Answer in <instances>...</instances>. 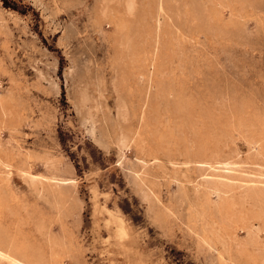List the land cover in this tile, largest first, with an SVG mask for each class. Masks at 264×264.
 Here are the masks:
<instances>
[{
    "label": "rangeland",
    "instance_id": "374dc122",
    "mask_svg": "<svg viewBox=\"0 0 264 264\" xmlns=\"http://www.w3.org/2000/svg\"><path fill=\"white\" fill-rule=\"evenodd\" d=\"M102 1L0 0V236L45 263L253 264L236 242L221 258L190 211L202 178L264 187V0H163L170 20L137 0L130 47Z\"/></svg>",
    "mask_w": 264,
    "mask_h": 264
},
{
    "label": "bare ground",
    "instance_id": "6f19581e",
    "mask_svg": "<svg viewBox=\"0 0 264 264\" xmlns=\"http://www.w3.org/2000/svg\"><path fill=\"white\" fill-rule=\"evenodd\" d=\"M114 1H115V3L110 5V3L114 2ZM119 1L120 0H103L102 3H101L100 8L98 10V12H99V14H98L99 17L98 18H101V17L109 18L111 20V22H112V25H113V29L111 31L112 32L111 33V38L113 40H115V41H118V45H120V46L123 45L125 47H130V41L128 40V38H126V37L124 38L123 36H124L125 32L128 29V20H127V18L133 14V12H134V10L136 8V1L137 0H123L124 11H121V9H120ZM155 2H157V1H154V3ZM158 2H159L158 3V10L163 11L164 14L166 15V19L170 20L171 16H170L168 10L166 8H164V4L165 3H163V0H159ZM156 7H157V5H156ZM174 15H175V13H174ZM98 26H99V24H98ZM114 73H115V68H114ZM101 77H102V75H101ZM103 84L104 83H102V85ZM114 89H116V88H113V90ZM82 93H83V90H82ZM83 94H84V96H86L85 93H83ZM87 95H89V94H87ZM117 95L118 94H116V96ZM119 99H121V98H119ZM119 99L118 100L116 99V100L119 101ZM120 102L121 101H119V104L121 106ZM84 103H86V102H84ZM117 103L118 102H116V104ZM81 104H83V103H81ZM119 104L117 105L118 108L120 107ZM123 104H125V103H123ZM85 105H80V106L84 107ZM121 107H124V105H122ZM115 109H117V108H115ZM123 109L125 111L126 108H123ZM119 110H120L121 115H123L124 111L122 109H117V111H119ZM121 110L123 112H121ZM126 114H129V113L126 112ZM116 115H118V114H116ZM117 117L119 118V116H117ZM120 117H122V116H120ZM125 118H126V116L123 119L125 120ZM92 122H93V120H92ZM119 134H118V137H119ZM125 136H127V135H125ZM125 136H123V137H125ZM123 137L121 136V139ZM125 138H123L122 140H124ZM180 139H181V137H180ZM122 140L120 142H123ZM178 140H179V138H178ZM140 142H142V140ZM125 143H127V142L125 141ZM120 144H119V146H120ZM183 144H184V142H183ZM193 147L191 148L192 161L194 163H197V164L200 163V162H203L204 161L203 160V158H204V153H203L204 143L203 142L196 143V144L193 145ZM200 155H202V156H200ZM174 175H175V173H174ZM181 176H182V173H181ZM69 181L72 182L73 180H69ZM57 182H59V181H57ZM63 182H65V181H63ZM65 183H69V182H65ZM59 184H61V183H59ZM69 184H71V183H69ZM46 185H48V184H46ZM234 185H235V182L233 180L229 179V178L224 179V178L221 177V178H216V179H205V180H204V178H202V182H201V184H199L200 189H197V186H196V190L194 189V191H195L194 195L195 194L197 195L198 203L197 202L196 203H192L195 206V210H193V207H191L192 210L190 211V214L193 215V216L192 215L191 216L193 217V219L195 221L199 222L201 234H202V236H204L203 239H206L210 234L213 235L216 239H218L219 243L222 246V249L220 251H218V255L221 258L225 257L226 255H230V253L232 252L231 251L232 248H234V243L236 242V245H235L236 246L235 247L236 252L240 256L251 260L253 262V264H254L256 262V260H258V257H264V187H256L254 185H247L246 186V184L241 183L242 186H246L247 187V189H245L246 192H242L240 195L235 196L234 194L236 193V188L234 187ZM70 187H71V185L70 186L68 185L69 189H70ZM189 187H190V185H189ZM63 188H65V186H63ZM60 190L58 188V191H60ZM63 191H64V189H63ZM67 193L68 192H66V194ZM57 194L60 195L59 192H57ZM181 194H180V196H181ZM213 194L216 196V199L212 198ZM61 196H63L62 193H61ZM253 196L258 197L259 203L256 204V205H253V204L250 203V201L252 200ZM67 197H69V195ZM193 197L195 198V196H193ZM56 198H58V197H56ZM64 198H66V197L63 196V198H61V200L64 199ZM191 201L192 200H190V203H191ZM195 201H196V199H195ZM65 203H66V201H64V204ZM67 203H69V202H67ZM64 206H66V205H64ZM187 206L188 205L186 204L185 207H187ZM184 210H186V208ZM186 211H187V213L189 212L188 210H186ZM107 213H108V211H107ZM181 213H182V211H181ZM182 214L185 215L184 212ZM108 216H109V219L107 217V220H106L107 223H109V225H110V223H114L115 224L114 231H113L114 232L113 235H115V236L110 235V237H112V236L115 237L117 239V241L120 243V247H121V244L123 245L122 242H124L123 241L124 238L127 236V229H126V226L124 224V220L122 218L118 217V216H115V215L111 214V213H108ZM160 217L162 218L161 215H160ZM184 218L186 219V217H184ZM254 221H258L259 225L255 227V222ZM161 223H163V219H162ZM106 224H104V226ZM187 224H188V227H189V223H187ZM237 225L241 226L244 229V231L246 233L245 241L238 240L237 235H236V231H235ZM38 228H37V230H38ZM191 228H189V229H191ZM129 229H130V227H129ZM113 232H111V234ZM128 232H130V231H128ZM41 233H42V231H41ZM12 235H14V234H12ZM46 235H47V233H46ZM69 238H66V239H69ZM117 241H116V243H117ZM54 244H56V243H54ZM44 245H45V242L43 243V246ZM131 245H132V243H131ZM55 246H57V245H55ZM115 246H118V245L116 244ZM124 246H125V244L123 245V247ZM37 247H38V245H37ZM120 247H119V249H121ZM130 249H132V248H130ZM135 249H137V248H135ZM32 250H33V247L25 245L24 242L18 236H11V237H8V235L0 236V256H2L4 258H7L11 264H43L44 261L42 262L41 258L40 259L38 258L39 261H37V258L33 256V253H31ZM46 250H48V249H46ZM260 250H262V252ZM129 253H131V252L129 251ZM53 255H55V254H53ZM136 255H138V254H136ZM133 256H134V254H133ZM46 257H47V255H46ZM0 259L2 260V258H0ZM4 260H6V259H4ZM48 260L49 261H47L46 263L44 262V263L45 264H56L55 256H53L51 259L48 258ZM262 260H263V258H262ZM5 262H7V261H5ZM138 262H139V260H138ZM142 262H139V263L142 264ZM247 264H249L248 261H247Z\"/></svg>",
    "mask_w": 264,
    "mask_h": 264
}]
</instances>
